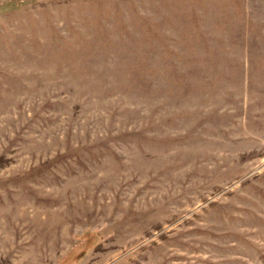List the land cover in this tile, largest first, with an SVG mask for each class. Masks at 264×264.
<instances>
[{
  "label": "rangeland",
  "instance_id": "rangeland-1",
  "mask_svg": "<svg viewBox=\"0 0 264 264\" xmlns=\"http://www.w3.org/2000/svg\"><path fill=\"white\" fill-rule=\"evenodd\" d=\"M0 264H264V0H0Z\"/></svg>",
  "mask_w": 264,
  "mask_h": 264
}]
</instances>
